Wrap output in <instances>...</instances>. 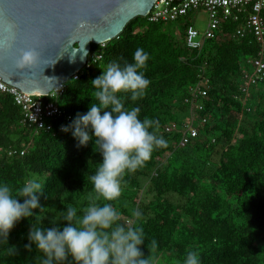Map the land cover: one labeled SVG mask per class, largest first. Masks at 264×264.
Wrapping results in <instances>:
<instances>
[{"label":"trees","instance_id":"16d2710c","mask_svg":"<svg viewBox=\"0 0 264 264\" xmlns=\"http://www.w3.org/2000/svg\"><path fill=\"white\" fill-rule=\"evenodd\" d=\"M190 24V16L175 23L139 16L104 47L93 45L90 54L101 50V61L78 79H69L58 99L72 119L57 121L48 132L33 135L21 124L22 111L13 98L0 94V182L15 194L26 180L38 178L44 191V207L33 209L34 217L22 219L10 231L8 243L16 250L0 244V264H37L35 247L24 248L29 220L63 224L64 202L82 215L80 210L95 195L89 177L102 158L98 146L91 141L78 146L60 126L97 102L90 80L112 61L132 62L137 47L148 53L144 74L150 84L135 101L126 92L118 95L125 107H140L141 119L158 121L157 134L167 144L123 176L120 196L109 201L121 213L117 222L143 228L141 248L156 264H181L189 249L198 253L201 264H264V80L248 97L240 88L244 62L257 54L258 42L251 34L234 37L242 23L227 19L215 38L193 50L185 43ZM200 79L209 89L197 100L202 109L193 106L199 135L181 146L182 130L166 128L190 119L185 98ZM204 117L206 123L201 122ZM10 147L26 153L11 156Z\"/></svg>","mask_w":264,"mask_h":264},{"label":"clouds","instance_id":"9594fccd","mask_svg":"<svg viewBox=\"0 0 264 264\" xmlns=\"http://www.w3.org/2000/svg\"><path fill=\"white\" fill-rule=\"evenodd\" d=\"M147 59L148 53L137 47L132 62H110L90 80L97 102L91 101L86 112L61 125L78 146L89 141L97 145L102 158L89 177L95 195L80 210L82 215L66 201L60 210L65 223L47 226L29 220L24 248L35 247L37 264H156L151 253L145 255L141 248L145 243L143 228L118 223L121 213L109 202L120 196L125 173L142 166L155 148L167 144L157 134L158 121L147 116L141 119L140 107H125L118 95L126 92L132 101L145 95L150 84L144 74ZM39 60L36 49H20L15 64L23 70L37 65ZM43 193L38 178L26 180L15 194L6 182H0V244L7 243L9 251L16 250L8 243L10 231L22 219L34 217L33 209L44 207L40 202ZM133 215L139 217L141 213L134 209ZM181 264H201L198 253L189 249Z\"/></svg>","mask_w":264,"mask_h":264},{"label":"water","instance_id":"95a60500","mask_svg":"<svg viewBox=\"0 0 264 264\" xmlns=\"http://www.w3.org/2000/svg\"><path fill=\"white\" fill-rule=\"evenodd\" d=\"M157 0H0V78L48 95L86 64L93 45L117 38L127 23L146 17ZM34 48L39 63L20 70V49Z\"/></svg>","mask_w":264,"mask_h":264},{"label":"built area","instance_id":"2783aa9c","mask_svg":"<svg viewBox=\"0 0 264 264\" xmlns=\"http://www.w3.org/2000/svg\"><path fill=\"white\" fill-rule=\"evenodd\" d=\"M200 10L207 13V27L201 31L193 23L185 28V43L188 48L201 49L205 41L216 37L217 32L221 30L222 21L227 19L242 23L235 29L234 37L241 38L251 34L258 42L257 54L244 62L247 67L244 68V79L240 87L245 96H250L252 88L264 80V0H157L146 18L153 23H175ZM100 45L104 47L105 43ZM102 54L101 50L89 53L85 66L71 79L76 80L84 73L90 72L101 61ZM1 80L0 78V94H8L13 98L22 111L21 124L30 129L33 135L52 130L59 120L68 122L72 119V114L58 104L66 83L57 85L48 95H34ZM208 89L209 86L203 79L191 86L189 95L185 98V103L191 107L190 119L180 124L172 123L166 128L169 132L175 129L182 130L183 134L179 142L181 146L187 145L199 135L197 120L192 113L193 106L198 110L202 109V105L197 103V100L207 96ZM45 97L50 99L44 100ZM201 122L206 123L207 118H202ZM25 153V149L16 147L8 149V154L11 156Z\"/></svg>","mask_w":264,"mask_h":264},{"label":"rangeland","instance_id":"374dc122","mask_svg":"<svg viewBox=\"0 0 264 264\" xmlns=\"http://www.w3.org/2000/svg\"><path fill=\"white\" fill-rule=\"evenodd\" d=\"M190 17L197 29L201 31L206 29L208 23V16L205 11L200 10L197 12H193Z\"/></svg>","mask_w":264,"mask_h":264},{"label":"crops","instance_id":"0c3cea01","mask_svg":"<svg viewBox=\"0 0 264 264\" xmlns=\"http://www.w3.org/2000/svg\"><path fill=\"white\" fill-rule=\"evenodd\" d=\"M177 33V32H176Z\"/></svg>","mask_w":264,"mask_h":264}]
</instances>
